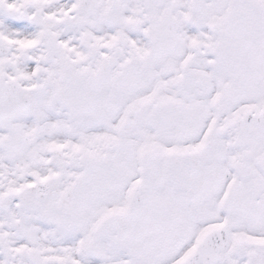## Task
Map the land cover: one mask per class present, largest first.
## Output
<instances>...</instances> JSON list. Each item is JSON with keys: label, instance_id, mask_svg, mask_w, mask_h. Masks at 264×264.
Wrapping results in <instances>:
<instances>
[{"label": "snow or ice", "instance_id": "1", "mask_svg": "<svg viewBox=\"0 0 264 264\" xmlns=\"http://www.w3.org/2000/svg\"><path fill=\"white\" fill-rule=\"evenodd\" d=\"M0 264H264V0H0Z\"/></svg>", "mask_w": 264, "mask_h": 264}]
</instances>
